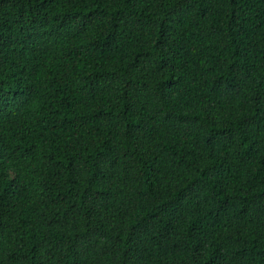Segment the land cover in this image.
I'll use <instances>...</instances> for the list:
<instances>
[{"label":"trees","instance_id":"16d2710c","mask_svg":"<svg viewBox=\"0 0 264 264\" xmlns=\"http://www.w3.org/2000/svg\"><path fill=\"white\" fill-rule=\"evenodd\" d=\"M0 264H264V0H0Z\"/></svg>","mask_w":264,"mask_h":264}]
</instances>
